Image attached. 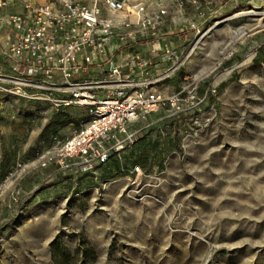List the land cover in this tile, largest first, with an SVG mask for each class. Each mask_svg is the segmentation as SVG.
Wrapping results in <instances>:
<instances>
[{
    "label": "rangeland",
    "instance_id": "1",
    "mask_svg": "<svg viewBox=\"0 0 264 264\" xmlns=\"http://www.w3.org/2000/svg\"><path fill=\"white\" fill-rule=\"evenodd\" d=\"M141 1L175 18L169 91L214 92L94 172L42 166L78 124L0 94V264H264V0Z\"/></svg>",
    "mask_w": 264,
    "mask_h": 264
},
{
    "label": "built area",
    "instance_id": "2",
    "mask_svg": "<svg viewBox=\"0 0 264 264\" xmlns=\"http://www.w3.org/2000/svg\"><path fill=\"white\" fill-rule=\"evenodd\" d=\"M12 1L0 0V8ZM168 14L169 9L141 0H57L54 6L22 0V10L0 14V27L7 26L0 41V94L49 103L55 111L87 110L69 137H53L54 151L42 156V166L55 157L94 172L133 142L132 122L163 105L174 115L191 112L214 92L207 87L201 94L197 83L181 84L167 95L157 88L178 68L177 52L165 43ZM143 38L153 39L171 61L153 76L150 58L134 51ZM134 170L140 172L138 166ZM21 192L16 187L15 194Z\"/></svg>",
    "mask_w": 264,
    "mask_h": 264
},
{
    "label": "crops",
    "instance_id": "3",
    "mask_svg": "<svg viewBox=\"0 0 264 264\" xmlns=\"http://www.w3.org/2000/svg\"><path fill=\"white\" fill-rule=\"evenodd\" d=\"M28 1L32 4H50L53 6L56 5V3H57V0H54L52 2H46L44 0L43 1L42 0H28ZM148 5L153 7V4H148ZM20 10H22V0H13L7 8H0V14L1 13L8 14V13L16 12V11H20ZM174 19L175 18L172 17V14H168V16L166 17V20L164 22V27H165L166 33L169 35L170 38L166 42L164 41L163 38H160V41H161V43L165 42L171 51L176 52V46L178 45L179 41L177 39L178 34H175L176 30L174 29V25H175ZM6 32H7V26L6 25L1 26L0 27V41L4 40ZM134 51H139L143 56H147L148 58H150L151 66L148 69V74L150 76H153L154 74L158 73L161 69L166 67L170 61V60L166 59V55L162 50H158L155 48V44H153V39H149V38L141 39V41L138 43V45L134 48ZM170 81L171 80L166 79L162 82H159L156 86L163 94H166V95L171 94L173 92H176L177 90L169 91L168 86H170V84H169ZM178 87H179L178 88V90H179L181 85H179ZM53 111H54V113L59 112L57 114V118L59 120H61L63 118H73L75 120L76 124H78L75 126V129L79 127L80 123L82 122V120L85 119L86 114H87L86 108L82 107V106H69V107L63 108L60 111H55L54 109H53ZM146 119H149L148 123L145 122ZM140 122L144 123V127L152 126L153 125V112H150L149 114H146L142 118H139L138 120L132 122L129 125V127L131 129L136 130V133H137L140 130V125H139ZM141 139H142V137L137 138L133 142V144H131V146L129 148L124 149L120 153L119 156H112V157L119 159L121 164H122V162H123V164H125L124 160H125L127 153L129 151H131L134 147H136ZM117 159H114V161ZM109 161L107 163L108 165L106 164L107 166H109ZM49 164H50V162H49ZM106 165H104V166H106ZM135 165H137V163H135ZM12 166L13 165H9V167H12ZM126 166L127 165H125V167ZM118 167L120 169H122V166H118ZM103 169H105V167Z\"/></svg>",
    "mask_w": 264,
    "mask_h": 264
}]
</instances>
